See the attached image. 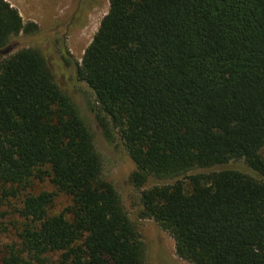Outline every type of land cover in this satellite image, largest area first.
I'll return each mask as SVG.
<instances>
[{
  "label": "trees",
  "instance_id": "16d2710c",
  "mask_svg": "<svg viewBox=\"0 0 264 264\" xmlns=\"http://www.w3.org/2000/svg\"><path fill=\"white\" fill-rule=\"evenodd\" d=\"M36 28L0 0V53ZM64 54L0 60V233L13 200L18 220L0 264H144L76 81L134 164L139 218L170 235L179 259L264 264V0H109L69 82ZM237 160L246 170L226 167Z\"/></svg>",
  "mask_w": 264,
  "mask_h": 264
},
{
  "label": "rangeland",
  "instance_id": "374dc122",
  "mask_svg": "<svg viewBox=\"0 0 264 264\" xmlns=\"http://www.w3.org/2000/svg\"><path fill=\"white\" fill-rule=\"evenodd\" d=\"M6 1L18 11L24 23L32 22L37 28L35 32L19 35L10 43V53H0V60L4 55H10L21 48L45 49L56 59H59L60 54L64 52L72 65L66 68L64 78L67 82L72 78V67L80 64L84 50L91 42L101 19L109 8V0ZM81 4H83L82 23H79L78 10L81 9ZM86 4H88L87 8ZM70 89L78 112L92 135L95 149L102 158L103 175L112 182L128 217L136 221L141 232L144 264H190L176 256L173 239L166 231L152 219L139 218V194L130 183L134 164L120 141H109L103 136L95 119L94 111L97 103L93 91L84 82L79 81L71 83ZM226 167L246 170L243 160L230 161ZM152 183L150 180L144 188H149ZM66 201L65 197L60 196L55 210L65 205ZM15 202L17 201L13 200L10 205L7 204L4 207L6 216L3 224L7 228L0 233L2 248L16 241L15 222L18 220L13 214Z\"/></svg>",
  "mask_w": 264,
  "mask_h": 264
},
{
  "label": "flooded vegetation",
  "instance_id": "af4514ba",
  "mask_svg": "<svg viewBox=\"0 0 264 264\" xmlns=\"http://www.w3.org/2000/svg\"><path fill=\"white\" fill-rule=\"evenodd\" d=\"M85 7L87 8L88 7V4H86Z\"/></svg>",
  "mask_w": 264,
  "mask_h": 264
}]
</instances>
